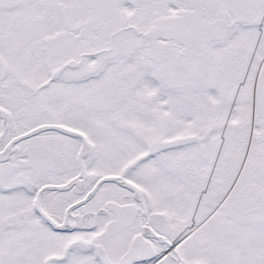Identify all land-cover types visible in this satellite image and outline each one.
<instances>
[{"label":"snow or ice","instance_id":"snow-or-ice-1","mask_svg":"<svg viewBox=\"0 0 264 264\" xmlns=\"http://www.w3.org/2000/svg\"><path fill=\"white\" fill-rule=\"evenodd\" d=\"M0 264H264V0H0Z\"/></svg>","mask_w":264,"mask_h":264}]
</instances>
